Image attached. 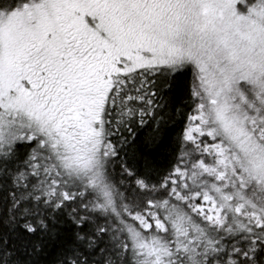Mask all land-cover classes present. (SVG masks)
<instances>
[{"label":"snow or ice","instance_id":"1","mask_svg":"<svg viewBox=\"0 0 264 264\" xmlns=\"http://www.w3.org/2000/svg\"><path fill=\"white\" fill-rule=\"evenodd\" d=\"M0 264H264V0H0Z\"/></svg>","mask_w":264,"mask_h":264}]
</instances>
